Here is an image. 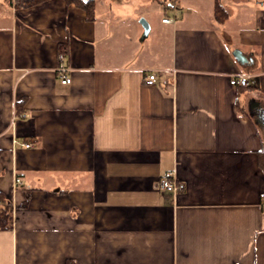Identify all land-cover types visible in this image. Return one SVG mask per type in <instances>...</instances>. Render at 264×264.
<instances>
[{"label": "crops", "instance_id": "1", "mask_svg": "<svg viewBox=\"0 0 264 264\" xmlns=\"http://www.w3.org/2000/svg\"><path fill=\"white\" fill-rule=\"evenodd\" d=\"M216 1L175 0L153 22L106 0L94 21L65 0H0V190L13 206L0 264H264V139L249 108L264 106V0H218L223 23ZM168 171L186 184L175 196L157 188Z\"/></svg>", "mask_w": 264, "mask_h": 264}, {"label": "trees", "instance_id": "2", "mask_svg": "<svg viewBox=\"0 0 264 264\" xmlns=\"http://www.w3.org/2000/svg\"><path fill=\"white\" fill-rule=\"evenodd\" d=\"M46 0H6L8 6L25 8L36 5L38 3L44 2ZM68 4H75L77 7L83 9L86 12L87 19L89 21H94L97 17L96 15V0H65ZM170 6L175 5V0H169ZM169 6L168 4H165ZM215 17L220 23L225 22L229 18V12L226 7L221 4L218 0L215 6ZM251 90L254 87H250ZM20 103H18L19 106ZM19 108V107H18ZM21 111V109H18ZM258 162L262 170L264 171V148H262L258 153ZM30 198V192H26V200L24 205H26ZM13 228V206L5 197L3 192L0 190V230H10ZM67 264H73L71 261H67Z\"/></svg>", "mask_w": 264, "mask_h": 264}, {"label": "built area", "instance_id": "3", "mask_svg": "<svg viewBox=\"0 0 264 264\" xmlns=\"http://www.w3.org/2000/svg\"><path fill=\"white\" fill-rule=\"evenodd\" d=\"M169 21H171L170 18H168V17L163 18V22H169ZM60 58L62 60H64L65 55L63 53L60 54ZM155 79H156V74L151 73L149 75V77L146 79V83L153 84ZM71 80H72L71 77L68 76L64 71L63 75H62V82L63 83H70ZM231 82H232V84H236V85L239 84L242 86L249 85V83H250L248 76L244 75V74H238L236 76H233L231 79ZM28 115H29L28 113L23 114V116H28ZM22 145L25 147H32L34 144L32 142H24ZM13 184H14V188H18L20 185L23 184L22 178L19 176H16ZM185 186H186L185 182L180 180L173 171H168L165 174H163L162 176H160V178L158 179V182H157V188L161 192L170 193L174 196L177 195L182 190H184ZM261 196L264 199V193H262Z\"/></svg>", "mask_w": 264, "mask_h": 264}, {"label": "rangeland", "instance_id": "4", "mask_svg": "<svg viewBox=\"0 0 264 264\" xmlns=\"http://www.w3.org/2000/svg\"><path fill=\"white\" fill-rule=\"evenodd\" d=\"M106 3L108 7L112 6L113 4V7H117L118 9H120L121 14H124L125 16L132 13L135 8H139L141 12L145 13L144 15L148 13V19L153 22H155L156 19L159 18V16L161 17L165 15L166 11L170 9L169 6L165 5L169 4V0H106ZM4 7L6 9L10 8L7 2L4 3ZM138 15L140 16V14ZM140 18H145V16H140ZM260 131L264 139V129L261 125Z\"/></svg>", "mask_w": 264, "mask_h": 264}, {"label": "water", "instance_id": "5", "mask_svg": "<svg viewBox=\"0 0 264 264\" xmlns=\"http://www.w3.org/2000/svg\"><path fill=\"white\" fill-rule=\"evenodd\" d=\"M140 22L144 27L143 35L147 36L151 29L150 23L145 18H141ZM234 55L241 62L247 61V57L243 54L241 50H234ZM249 108L251 115L256 116L257 121L264 129V106H260V104L250 101Z\"/></svg>", "mask_w": 264, "mask_h": 264}, {"label": "flooded vegetation", "instance_id": "6", "mask_svg": "<svg viewBox=\"0 0 264 264\" xmlns=\"http://www.w3.org/2000/svg\"><path fill=\"white\" fill-rule=\"evenodd\" d=\"M254 117H256V116H254Z\"/></svg>", "mask_w": 264, "mask_h": 264}]
</instances>
